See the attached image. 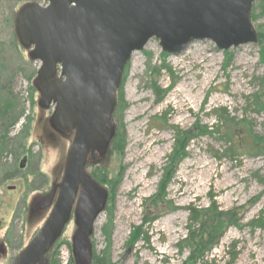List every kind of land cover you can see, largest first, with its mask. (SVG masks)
Listing matches in <instances>:
<instances>
[{"label": "rangeland", "instance_id": "rangeland-1", "mask_svg": "<svg viewBox=\"0 0 264 264\" xmlns=\"http://www.w3.org/2000/svg\"><path fill=\"white\" fill-rule=\"evenodd\" d=\"M27 3L44 5L42 0H0V109L13 105L0 123V264H12L43 226L41 210L28 215L27 209L50 192L56 169L66 158L58 148V133L48 122L50 109L38 104L34 82L40 63L29 59L16 38V14ZM252 19L257 43L219 50L212 40L203 39L180 54H170L153 38L133 54L113 118L115 138L123 134V153L114 151L113 141L103 163L87 167L109 194L94 225V254L108 251L112 264H183L192 249L183 239L190 230L202 235L200 224L190 221L188 208H207L215 202L220 211L237 210L238 221L219 231L207 248L211 250L194 264H225L229 252L237 253L233 264H264V151L238 150L239 158H217L230 138L211 131L217 123L214 109L223 106L236 121L249 123L254 135L264 137V62L259 43L264 0L254 1ZM186 85L193 88L182 93ZM155 87L167 90L161 100ZM186 131V155L175 165L164 199H156L170 167L167 158L177 136ZM104 172L108 175L103 178ZM154 215L148 241L132 245L135 228L145 229L146 218ZM75 229L71 221L49 252V264H74Z\"/></svg>", "mask_w": 264, "mask_h": 264}, {"label": "water", "instance_id": "water-1", "mask_svg": "<svg viewBox=\"0 0 264 264\" xmlns=\"http://www.w3.org/2000/svg\"><path fill=\"white\" fill-rule=\"evenodd\" d=\"M42 1L17 12L15 34L29 59L40 62L34 82L39 107L54 106L50 128L67 135L71 145L62 182L30 204L29 215L39 208L42 216L55 201L50 214L12 264H49L48 254L72 217L74 264H93L91 237L109 194L87 166L103 163L109 152L118 92L133 54L153 38L170 54L203 39L219 50L257 43L255 0Z\"/></svg>", "mask_w": 264, "mask_h": 264}, {"label": "trees", "instance_id": "trees-1", "mask_svg": "<svg viewBox=\"0 0 264 264\" xmlns=\"http://www.w3.org/2000/svg\"><path fill=\"white\" fill-rule=\"evenodd\" d=\"M259 37V43L262 45V49L260 51V57L262 61L264 62V31H261ZM156 91V94L158 96V100H161L164 95L166 94L167 90H161L159 87L154 88ZM11 103V102H9ZM261 101L259 100L257 102V105H260ZM13 105H6L2 109H0V123H3L7 118L9 111L12 109ZM218 111L217 114H214V116L217 119L216 125H213L212 128L213 133L216 135H219L220 137L226 138L229 137L230 141L228 142V147H226L222 154L218 155L217 158L222 157H238L240 156V153H237L238 150H241L242 152L247 151V149H250V152L253 153H260L264 151V137H260L258 135H254V133L251 130V127L249 123L245 122H238V118L236 116H232V113L228 110L227 107H219L217 109H214ZM0 124V131L1 126ZM222 129V130H221ZM188 132H184V134H177L176 139V145L174 151L169 155L167 160L170 161V167L166 172L165 175V183H162L161 189H160V195L156 197V199H160L162 197L164 199L165 197V190L167 187L168 182L170 181L171 177H173V171L175 170V165L180 163L183 159L185 154V149L187 147V143L189 141V137H187ZM186 137V138H185ZM125 147V141L123 138V134L117 135V137L114 139V151L117 153L122 154ZM107 172H104V176ZM102 182H105L103 180ZM115 183V182H114ZM190 213V221L191 222H197L201 226L202 235H192V231H189V236H187L185 239H183L184 245H191V254L188 257V259L183 264H194L199 259L204 257V253L206 251H209L211 249H208L216 240V234L219 231H222L223 228H226L227 226L231 224H236L238 221V211L237 210H230V211H220L218 206L215 202H212L211 205L207 208H199V207H192L190 206L188 208ZM157 219V216L154 215L152 217L146 218V228L143 229V225L136 227L134 230V237L131 240V244L134 245L139 240H145L148 241V226L152 223V221H155ZM109 234V233H108ZM203 235L206 237L204 238ZM110 235H106V239L110 241ZM108 253V251H105L103 255H96L94 254V264H112L109 255L105 254ZM229 254L231 255V258L225 263V264H233L237 253L232 252ZM71 264V262H70Z\"/></svg>", "mask_w": 264, "mask_h": 264}, {"label": "flooded vegetation", "instance_id": "flooded-vegetation-1", "mask_svg": "<svg viewBox=\"0 0 264 264\" xmlns=\"http://www.w3.org/2000/svg\"><path fill=\"white\" fill-rule=\"evenodd\" d=\"M54 106H52L51 108H50V113H49V118L51 117V115L53 114V111H54ZM54 132V131H53ZM57 140L58 141H60V144H59V147L58 148H61V150L63 151V152H66V157H67V152H68V150H69V148H70V145H71V140L68 138H64V136H62V134H57ZM113 143V142H112ZM65 160H66V158H65ZM57 172H56V174H57V179L55 178V176H54V179L53 180H51V188H50V192H48V194H50L51 192H52V190H54V186H55V184H59V183H61L62 182V178H63V175H64V170H65V167H64V164H61L57 169ZM45 179H46V182H45V184L47 185V182H48V180H49V178L48 177H45ZM57 181V182H56ZM58 191V189H56V191H54V192H57ZM58 193V192H57ZM78 196H79V194H78ZM54 197H55V195H54ZM54 202L55 201H53V203H52V205L50 206V209L52 208V206H53V204H54ZM50 212V211H49ZM46 219V218H45ZM44 218H43V220H45ZM74 219V217H72V220L71 221H74L73 220Z\"/></svg>", "mask_w": 264, "mask_h": 264}, {"label": "bare ground", "instance_id": "bare-ground-1", "mask_svg": "<svg viewBox=\"0 0 264 264\" xmlns=\"http://www.w3.org/2000/svg\"><path fill=\"white\" fill-rule=\"evenodd\" d=\"M193 88V85L189 86L186 85L183 87V89L181 90L182 93H187L189 91V89Z\"/></svg>", "mask_w": 264, "mask_h": 264}]
</instances>
